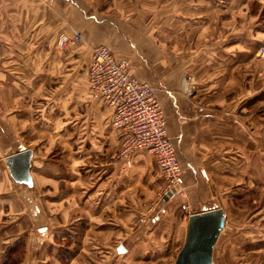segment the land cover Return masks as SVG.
<instances>
[{
	"label": "crops",
	"instance_id": "0c3cea01",
	"mask_svg": "<svg viewBox=\"0 0 264 264\" xmlns=\"http://www.w3.org/2000/svg\"><path fill=\"white\" fill-rule=\"evenodd\" d=\"M257 20L252 0H0V264L18 242L19 264H172L188 216L212 201L225 212L213 264H264L263 242L220 244L231 217L240 240L251 236L245 198H261L264 212ZM73 30L84 41L61 45ZM96 44L154 87L181 200L158 199L163 180L145 150L128 165L115 158L111 110L87 88ZM26 149L17 180L4 159Z\"/></svg>",
	"mask_w": 264,
	"mask_h": 264
},
{
	"label": "built area",
	"instance_id": "2783aa9c",
	"mask_svg": "<svg viewBox=\"0 0 264 264\" xmlns=\"http://www.w3.org/2000/svg\"><path fill=\"white\" fill-rule=\"evenodd\" d=\"M72 32L61 37V45H78L84 41L83 32ZM89 60L86 70L89 94L111 110V125L121 137L115 158L123 159L128 165L132 153L140 149L150 152L164 180L158 191L159 198L163 199L169 191V196H182L183 171L167 135L154 87L136 77L130 60L116 58L107 45H94ZM192 88L190 78L186 77L184 92L190 94Z\"/></svg>",
	"mask_w": 264,
	"mask_h": 264
},
{
	"label": "water",
	"instance_id": "95a60500",
	"mask_svg": "<svg viewBox=\"0 0 264 264\" xmlns=\"http://www.w3.org/2000/svg\"><path fill=\"white\" fill-rule=\"evenodd\" d=\"M29 149L5 157L10 174L17 180L27 177ZM171 192L163 197L166 199ZM225 212L220 207L204 209L188 216L183 245L172 264H213V247L224 228Z\"/></svg>",
	"mask_w": 264,
	"mask_h": 264
},
{
	"label": "rangeland",
	"instance_id": "374dc122",
	"mask_svg": "<svg viewBox=\"0 0 264 264\" xmlns=\"http://www.w3.org/2000/svg\"><path fill=\"white\" fill-rule=\"evenodd\" d=\"M252 13H254L255 16L258 19L257 22H255V24L256 23L257 24L255 25L256 28L254 29V35L256 33V35L259 36V39H256L255 40V44H256L257 48H259V55H260L259 58L261 59L259 65H260V69L262 70V73H264V53H263L264 52V0H252ZM253 20H254V17H253ZM188 95H190V94H188ZM258 98H259V101L261 99H263L262 102L261 101L259 102V110L260 111L261 110H264V86H262V89L258 90ZM171 143H173L172 140H171ZM173 146H175L174 143H173ZM174 151L176 152L175 147H174ZM146 152H148V151H146ZM148 153L151 154L150 152H148ZM262 153L264 154V150L263 149H262ZM176 157H177V154H176ZM158 174L162 178V176L160 174V171H159V167H158ZM162 180H163V178H162ZM163 184H164V180H163V183L161 184V187H163ZM159 189H158V191H159ZM157 197H158V199H161V198H159L158 192H157ZM174 198L176 200H178V201L181 200L180 199L181 196L179 194L178 195H174ZM261 200H262L261 198L259 199L258 197H255V196H254V198H250V199H246L245 198V200H244V202L245 201H249L248 204H249V206H251L252 212L249 211L248 213L242 214L240 216V218H243L244 219V221H242L243 223H245V222H251V223H253L251 225L252 227L250 229L251 230L250 231L251 236L249 238L247 236L246 237H243L240 240V237H238L239 232H233L232 226H230V223H232V221H233L232 220V217H231V218H229L227 220V224L228 225L226 224L227 225V228L224 230V232L221 235L222 237L220 239V244L222 243V240L223 239H226L227 242H234V243L237 242V244H239V241H240V243L241 242L246 243V242H248L250 240L251 241H257L259 243H262V242L264 243V228H263V226H264L263 225L264 224V212L262 211L263 209H262L261 206H263V205H261V203H262ZM215 203H216L215 201L206 202L205 204H203L200 207H198L197 210L198 209H202L203 210V209H206L208 207H211L212 208V206H216ZM181 209L183 210V212L186 211L185 210V204H181ZM189 209L192 211V208L191 207ZM228 215L230 216L231 214H228ZM256 220L259 221V224L258 225L255 224V221ZM247 233L248 232L246 231V234ZM233 234H235V238L234 239H233ZM220 244H218L216 246V250H215V255H218V259L221 256L218 253V252H220V250H219V245ZM248 245H250V244L248 243ZM230 250H232V253L233 254L234 253L237 254V252H238L237 250H234V249H230ZM228 253H229V251L226 253V255H228ZM226 255H224V257ZM172 259L173 258H171V260ZM165 263H166V261H164V264ZM228 264H240V263L239 262H230Z\"/></svg>",
	"mask_w": 264,
	"mask_h": 264
},
{
	"label": "trees",
	"instance_id": "16d2710c",
	"mask_svg": "<svg viewBox=\"0 0 264 264\" xmlns=\"http://www.w3.org/2000/svg\"><path fill=\"white\" fill-rule=\"evenodd\" d=\"M23 244L22 242L15 243L8 248V259L4 264H19V259L21 258L22 251H23Z\"/></svg>",
	"mask_w": 264,
	"mask_h": 264
}]
</instances>
